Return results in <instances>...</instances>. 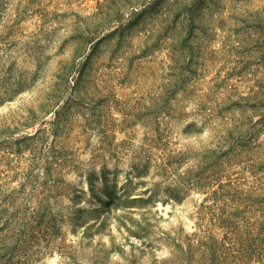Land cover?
<instances>
[{"label": "rangeland", "instance_id": "374dc122", "mask_svg": "<svg viewBox=\"0 0 264 264\" xmlns=\"http://www.w3.org/2000/svg\"><path fill=\"white\" fill-rule=\"evenodd\" d=\"M2 237L21 264H264V0H0Z\"/></svg>", "mask_w": 264, "mask_h": 264}, {"label": "trees", "instance_id": "16d2710c", "mask_svg": "<svg viewBox=\"0 0 264 264\" xmlns=\"http://www.w3.org/2000/svg\"><path fill=\"white\" fill-rule=\"evenodd\" d=\"M87 60L88 59H86V63H84L82 65V67L81 66L78 67V69H79L78 76L74 80V83H73L74 90L75 89L77 90V88L79 89L83 85V82L85 80V76L87 75L85 72V69H84L85 66L87 67V65H88ZM18 149L19 148H16V149H14V151H19ZM225 186H226L225 184L220 183L219 184V190L221 191ZM217 193H218L217 191H213L212 195L214 197H218ZM4 237H2V239H0V264H21L20 259L13 262V256H12V252H11L12 248H8L9 244L7 242H4V240H5ZM233 258L238 259V257H236V256H233ZM216 260H217V262H214L213 264H219V262H221V261H222L221 264H223V260H226V259L225 258H223V259L219 258V260L218 259H216Z\"/></svg>", "mask_w": 264, "mask_h": 264}]
</instances>
